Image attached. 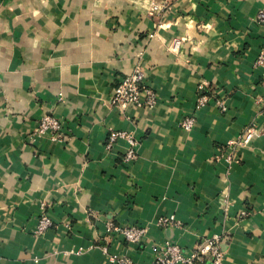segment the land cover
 Returning a JSON list of instances; mask_svg holds the SVG:
<instances>
[{"label":"crops","instance_id":"crops-1","mask_svg":"<svg viewBox=\"0 0 264 264\" xmlns=\"http://www.w3.org/2000/svg\"><path fill=\"white\" fill-rule=\"evenodd\" d=\"M261 1L0 0V264H152L153 245L212 236L223 264H264ZM135 67L156 101L119 109ZM43 114L59 139L36 133ZM117 131L134 158L124 138L107 147ZM169 214L180 223L156 224ZM108 220L146 235L108 237Z\"/></svg>","mask_w":264,"mask_h":264},{"label":"built area","instance_id":"built-area-1","mask_svg":"<svg viewBox=\"0 0 264 264\" xmlns=\"http://www.w3.org/2000/svg\"><path fill=\"white\" fill-rule=\"evenodd\" d=\"M255 21L264 25V0L255 15ZM178 47V41H173L171 49ZM256 64L264 68V55L260 53L256 59ZM145 73L140 67H135L133 71L118 80L111 98V103L119 109H125L128 106L151 107L154 105L155 91L144 82ZM206 96L198 98V106L205 104ZM179 125L182 129L188 131L194 125V117L191 115L183 117ZM36 133L47 135L51 139H59L62 136V121L52 114H43L37 121ZM252 136L251 129H247L241 136L238 143H247ZM117 138H124L130 143L125 159L134 158L133 144L134 141L124 131L111 133L108 139L107 147H111ZM180 221L175 214L160 216L156 220V224L160 227H169L178 225ZM52 225L50 216L42 211L36 227L35 233L40 234ZM147 232L146 227L137 225H120L112 220H108L105 224V233L108 237L121 238L129 243H139L143 240ZM107 251L106 245L102 246ZM82 248L70 249L68 253L79 255ZM152 264H205V259L209 257V264H223V252L219 247L218 238L212 236L210 238L201 239L197 245L188 251H182L180 246L173 242L167 241L163 244L152 246ZM118 263L131 264V261L120 258Z\"/></svg>","mask_w":264,"mask_h":264}]
</instances>
